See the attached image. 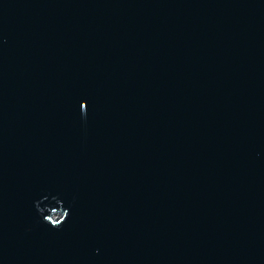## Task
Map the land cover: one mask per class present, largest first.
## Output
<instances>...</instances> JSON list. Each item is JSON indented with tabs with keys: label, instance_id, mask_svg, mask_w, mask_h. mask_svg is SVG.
<instances>
[{
	"label": "water",
	"instance_id": "1",
	"mask_svg": "<svg viewBox=\"0 0 264 264\" xmlns=\"http://www.w3.org/2000/svg\"><path fill=\"white\" fill-rule=\"evenodd\" d=\"M0 264H264V0H0Z\"/></svg>",
	"mask_w": 264,
	"mask_h": 264
},
{
	"label": "clouds",
	"instance_id": "2",
	"mask_svg": "<svg viewBox=\"0 0 264 264\" xmlns=\"http://www.w3.org/2000/svg\"><path fill=\"white\" fill-rule=\"evenodd\" d=\"M51 223H52V222H51ZM59 223H60V222H59ZM59 223H52V225H54V226H55V225H58Z\"/></svg>",
	"mask_w": 264,
	"mask_h": 264
}]
</instances>
